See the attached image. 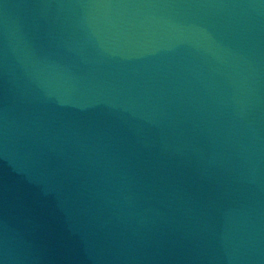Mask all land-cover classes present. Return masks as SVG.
Listing matches in <instances>:
<instances>
[{"label": "water", "instance_id": "1", "mask_svg": "<svg viewBox=\"0 0 264 264\" xmlns=\"http://www.w3.org/2000/svg\"><path fill=\"white\" fill-rule=\"evenodd\" d=\"M0 264H264V0H0Z\"/></svg>", "mask_w": 264, "mask_h": 264}]
</instances>
